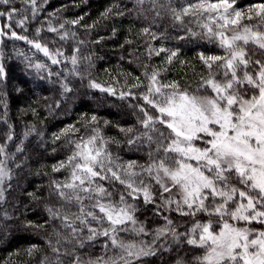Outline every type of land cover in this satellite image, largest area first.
Listing matches in <instances>:
<instances>
[{
	"label": "snow or ice",
	"instance_id": "1",
	"mask_svg": "<svg viewBox=\"0 0 264 264\" xmlns=\"http://www.w3.org/2000/svg\"><path fill=\"white\" fill-rule=\"evenodd\" d=\"M19 4L23 7L13 0H0V5L7 6L0 11V18L9 21L0 27V37L26 41L53 64L61 63L57 57L63 53L59 49L53 53L40 42L43 27L35 30V39L14 30L13 24L27 31L26 26L41 10L39 0H19ZM137 4L154 13V19L165 11L173 27L185 32L177 39L206 40L222 54H205L207 49L197 54L203 71L194 87L187 82L182 85L177 80H163L162 73L168 68L148 64L143 65L144 79L134 77L128 91L118 93L114 87L89 80L91 88L136 101L131 107L140 113L139 133L135 127L119 131L131 134L128 145L147 148V163L120 162L113 156L109 144L114 141L104 137L95 115L82 118L83 135L76 125L54 134L53 142L66 138L72 149L65 160L52 166V172L66 170L68 175L62 181H51L50 195L60 207H48L46 211L76 243L69 251L62 248L61 238L49 240L51 255L44 256L39 264H146L143 258L174 250L163 243L157 245L169 236L176 247L183 243L200 250L198 255L179 256L175 264H264V2L243 10L236 6L237 0H137ZM112 12L110 8L102 16L107 18ZM81 20L83 17L58 26L48 20L46 30L60 41H68L75 38V33L66 29V24L75 26ZM141 34L152 41L168 39L164 33L152 31L151 26L143 28ZM78 52L76 48L71 57H66L73 65L70 74L76 76H80L76 68ZM147 54L149 60L163 54V65H189L180 59L179 48H156L149 43ZM5 77V66L0 64V82ZM61 87L63 94L72 91L68 83ZM5 139L11 141L13 137ZM11 155L6 145H0V205L5 200V181L11 179V169L3 158ZM29 195L36 198L33 193ZM141 199L153 206L155 215L167 210L191 218V226L179 232L174 221L163 215L165 224L155 229L150 243L122 239L121 233L149 234L146 225L137 220V203H129ZM70 207L78 210L70 212ZM200 215L208 219H196ZM10 219L6 209L0 210V220ZM253 224L260 228L250 227ZM27 227L35 225L29 222ZM85 232L84 239H79ZM54 234L60 237L59 232ZM100 237L104 238L105 249L116 250L113 255L85 259L76 251L77 247L84 249L86 241L95 242ZM35 251L36 245L27 249L29 256Z\"/></svg>",
	"mask_w": 264,
	"mask_h": 264
},
{
	"label": "trees",
	"instance_id": "2",
	"mask_svg": "<svg viewBox=\"0 0 264 264\" xmlns=\"http://www.w3.org/2000/svg\"><path fill=\"white\" fill-rule=\"evenodd\" d=\"M39 2L41 10L37 18L26 26L27 31L15 28L14 24L13 28L18 34L35 39V30L43 27L45 30L40 33V42L47 44L53 53L59 49L63 56L57 57L61 63L53 64L49 57L26 41L3 37L0 64L5 66L6 77L0 82V145H6V151L12 155L3 158L11 169V179L5 184V200L0 205V210L6 209L11 219L0 220V264H39L44 256L51 255L49 240L55 242L61 238L62 248L69 251L76 243L68 230L58 220L52 221L46 211L48 207H60L58 200L50 195L51 181H62L68 175L66 170L61 173L52 172V166L65 160L72 149L66 138L62 137L61 140L53 142L54 134H59L69 125H76L81 129L80 135H83L82 118L95 115L104 137L114 141L109 144L113 156H118L120 162L135 160L140 164L147 163V148L139 144L128 145L126 141L131 134L126 136L119 131V128L135 127L136 134L139 133L137 118L140 113L131 107L136 101L131 97L120 99L118 95L111 96L91 88L88 86L89 80H95L105 87H114L118 93L128 91L129 86L135 82L134 77L144 79L143 65L148 64L168 68L167 72L162 73L161 79L177 80L182 85L187 82L194 87L203 71L197 54L205 49L208 50L205 54H222L206 40L177 39V35L184 36L185 32L179 27H173V22L165 11H161L160 18L154 19V13L139 6L137 0ZM260 2L264 0H237L236 6L243 8ZM13 3L23 7L19 0H13ZM5 7L7 6L0 5V11ZM110 8L113 12L107 18L102 16ZM117 12L124 14L117 15ZM80 17L83 20L78 25L66 24V29L75 33L74 39L60 41L56 34L46 30L48 20L58 26ZM16 19L20 17L17 16ZM1 21L3 26L9 23L6 17L1 18ZM150 26L152 31L162 32L168 39L152 41L150 37L142 35L141 30ZM149 43L156 48H179L180 59L188 61L189 65L181 66L179 62L163 65V54L149 60ZM76 48H79V52L75 54L78 59L76 68L80 76L70 74L73 65L70 59H66L74 54L73 50ZM36 64H43L44 67L37 69L34 67ZM62 83H68L72 91L63 94ZM105 121L108 123L105 124ZM8 135L13 137L11 141L5 139ZM17 148L22 151L17 152ZM117 189L123 191L119 185ZM29 193L35 194L36 198ZM136 203L137 220L144 223L146 228L160 227L165 224L162 217L164 214L169 217L175 214L165 210V213L157 216L152 205H145L142 199ZM68 210L76 212L78 209L70 207ZM178 218L182 217L178 215ZM45 221L48 223L45 224ZM29 222L35 227H27ZM42 224L45 225L43 228L38 227ZM186 230L187 227L183 232ZM54 232H59L60 237ZM86 235V232L82 233L79 239H84ZM63 237L67 239H62ZM85 244L84 249L76 248L85 259L113 255L116 251L103 247V237L95 242L86 241ZM33 245L37 246V251L29 256L27 249ZM169 246L174 250L143 258L146 264H175L179 256L200 254V250L183 243L179 247L174 243Z\"/></svg>",
	"mask_w": 264,
	"mask_h": 264
},
{
	"label": "rangeland",
	"instance_id": "3",
	"mask_svg": "<svg viewBox=\"0 0 264 264\" xmlns=\"http://www.w3.org/2000/svg\"><path fill=\"white\" fill-rule=\"evenodd\" d=\"M248 6H245L243 8H240V9H246ZM3 26V23L1 21V18H0V27ZM2 46H3V37H0V52L2 51ZM7 180L5 181V184H6ZM5 187V185H4ZM174 194L176 195V198L179 199V195L176 194L175 190H174ZM129 203H136L135 201H129ZM165 213V212H164ZM164 215H168V214H164ZM163 217V216H162ZM170 219H172L174 221V224L177 228V231L179 232H183V230L187 227H190L191 226V223H192V220L191 219H188V218H185V217H182V218H178V214H173V216L169 217ZM196 219H199L201 220L202 222H205L208 218L206 217H203L202 215H200V217H196ZM215 219V218H213ZM164 225V224H163ZM163 225H160V227H162ZM250 227H253V228H256V229H259L260 228V225H257V224H253V225H250ZM159 228V227H157ZM157 228H147V230L149 231V234L148 235H139V236H136L135 234L133 233H126V234H120L121 235V238L126 240V241H135L137 242L138 244L143 241L145 244H148L152 241L153 239V234H154V231L155 229ZM218 230V229H217ZM165 244L166 246H169L170 244H172V240H171V237L169 236L167 238V240H165V238H161V240L157 241V245L159 244Z\"/></svg>",
	"mask_w": 264,
	"mask_h": 264
}]
</instances>
